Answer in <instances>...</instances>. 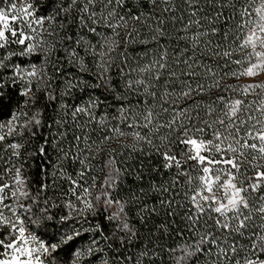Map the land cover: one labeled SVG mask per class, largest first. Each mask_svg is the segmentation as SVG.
Wrapping results in <instances>:
<instances>
[{"label": "snow or ice", "instance_id": "1", "mask_svg": "<svg viewBox=\"0 0 264 264\" xmlns=\"http://www.w3.org/2000/svg\"><path fill=\"white\" fill-rule=\"evenodd\" d=\"M0 264H264V0H0Z\"/></svg>", "mask_w": 264, "mask_h": 264}, {"label": "trees", "instance_id": "2", "mask_svg": "<svg viewBox=\"0 0 264 264\" xmlns=\"http://www.w3.org/2000/svg\"><path fill=\"white\" fill-rule=\"evenodd\" d=\"M133 47H135V46H133ZM105 158L106 157L104 155H101L96 161H94V163L99 164V165L102 166L103 165V161H104ZM96 174L100 177V180L103 179V173L102 172L98 171ZM100 180H98V182H97L98 185H99Z\"/></svg>", "mask_w": 264, "mask_h": 264}]
</instances>
